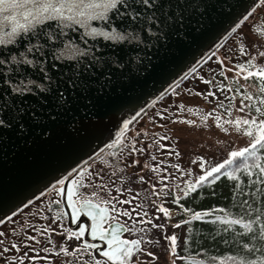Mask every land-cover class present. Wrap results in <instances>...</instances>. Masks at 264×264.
<instances>
[{
    "label": "rangeland",
    "instance_id": "obj_1",
    "mask_svg": "<svg viewBox=\"0 0 264 264\" xmlns=\"http://www.w3.org/2000/svg\"><path fill=\"white\" fill-rule=\"evenodd\" d=\"M241 46L243 52L239 50ZM249 59L254 64H264V0L194 70L139 111L141 114L134 123L120 137L111 140L117 143L100 159L68 182L74 185L72 205L67 185L62 198V184H57L2 222L0 264H95L96 261L105 264L103 251L108 247L107 237L92 233L99 228L112 235L114 224L119 225L116 235L141 242L139 247L144 251L137 250L130 256L137 264H172L173 261L179 264L176 251L174 254L169 251L171 242L166 237L175 235L177 248L185 226L177 219L175 210L168 208L171 198H166L167 192L173 186L179 188L183 182L196 180L207 167L226 159L229 151L246 147L251 141L252 136L243 132V125L237 130L235 125L225 123L237 117L264 119L255 110L263 106L258 89L250 80L255 76L246 78L233 70L236 64H245ZM215 67L223 71L225 79H233L228 80L231 86L223 93L224 98L212 90L215 81L211 74ZM197 82L201 85L196 87ZM249 95L253 98L251 102ZM83 201H91L92 207H84ZM97 204L106 209L102 216L95 207ZM73 207L78 209L75 215ZM9 220L13 221L9 223ZM42 227L43 235L38 236L37 230ZM77 230H80L78 235H67L68 231ZM32 236H36L35 241L28 239ZM59 237L62 242L57 241ZM80 241L88 244V253L69 252L66 256L58 250L61 246L70 249ZM12 243L18 247L12 248ZM49 247L56 251H47ZM10 256L16 259L10 260Z\"/></svg>",
    "mask_w": 264,
    "mask_h": 264
},
{
    "label": "snow or ice",
    "instance_id": "obj_2",
    "mask_svg": "<svg viewBox=\"0 0 264 264\" xmlns=\"http://www.w3.org/2000/svg\"><path fill=\"white\" fill-rule=\"evenodd\" d=\"M261 2L256 0V3ZM200 7V0H0V46H4L0 48V83L7 86L0 93V143L8 140L9 133L19 143L30 146L34 138L47 141L61 129L79 134L83 128L81 117L85 122L95 121L97 114L107 107L112 94L119 91L130 81L132 74L138 73L143 67L145 59L142 53L161 42L167 45L169 37L182 36L185 24L191 23V17L197 14ZM73 26H79L81 30L78 38L69 35ZM96 37L110 43L101 46L95 40ZM89 38H92L91 42ZM98 48L100 51H97ZM239 50L243 52V46ZM245 64L238 63L233 70L246 78L255 76L264 81V64H254L252 59ZM9 89L11 93L19 95L11 96ZM24 93L29 95L25 96ZM247 98L250 102L253 100L251 95ZM240 103L243 106L244 101ZM260 104L264 105V98L260 99ZM255 110L264 115L261 107H255ZM219 119L217 117V121ZM225 123L235 125L237 130L243 125V132L251 135L252 139L246 147L229 151L226 159L207 167L196 177V181H205L209 174L220 170L222 165L227 166L234 157L242 155L252 157V167L258 171L259 176H264V155L256 152V147L264 148V119L245 117L241 120L237 117ZM123 124L127 125L128 121L125 119ZM120 134L117 132V136ZM200 159L201 168H204L203 158ZM240 167L249 176L253 175L247 163ZM259 176L257 184L261 183ZM139 178L144 179L143 176ZM56 183L67 184L69 204L72 205L74 185L63 179ZM192 186L194 182L189 184V187ZM82 205L92 207L91 201H83ZM95 207L101 216L106 211L98 204ZM72 211L75 215L78 209L73 207ZM116 211L126 212L122 209ZM160 211L167 215L165 209L161 208ZM192 215L200 217L203 213L194 212ZM227 219L230 224L253 227L252 221L232 217ZM253 219L260 222L257 235L264 241V216ZM118 227L113 225L112 235L99 228L92 233H103L102 238L107 237L108 247L103 251L107 258L105 264L108 261L137 264L130 256L137 250L144 251L139 247L141 242L135 238L119 237L115 234ZM79 231H68L67 235L75 236ZM28 239L35 241L36 236ZM28 239L24 240L25 244ZM166 239L171 242L169 251L174 254L176 237L169 235ZM11 247L17 248L18 244L12 243ZM243 247L249 248L250 245L245 243ZM79 248L87 249L88 244L80 241L75 247L66 249L61 246L58 250L67 256ZM47 251L56 249L49 247ZM148 255L153 256V253L149 252ZM9 259L16 257L10 256ZM48 259L45 257V260ZM216 259L220 260L221 257ZM95 264H99V261ZM241 264L249 262L242 261ZM258 264H264V256L258 258Z\"/></svg>",
    "mask_w": 264,
    "mask_h": 264
},
{
    "label": "water",
    "instance_id": "obj_3",
    "mask_svg": "<svg viewBox=\"0 0 264 264\" xmlns=\"http://www.w3.org/2000/svg\"><path fill=\"white\" fill-rule=\"evenodd\" d=\"M257 4L256 0H200L201 7L191 17V23L185 24L183 35L169 37L167 45L161 42L142 53L145 63L140 71L134 72L130 81L112 94L95 121L85 122L81 117L83 128L79 134L61 129L47 141L34 138L30 146L19 143L9 133L8 140L0 143V223L56 181L65 178L67 182L104 155L113 144L111 140H115L117 127L128 115L142 111L180 81L214 51L246 17L248 9L252 10ZM69 35L78 38L79 26H73ZM91 40L89 38V42ZM95 40L101 46L110 43L100 37ZM28 71L31 73L30 69ZM5 88L7 86L0 83V93ZM8 91L11 96L19 95Z\"/></svg>",
    "mask_w": 264,
    "mask_h": 264
},
{
    "label": "trees",
    "instance_id": "obj_4",
    "mask_svg": "<svg viewBox=\"0 0 264 264\" xmlns=\"http://www.w3.org/2000/svg\"><path fill=\"white\" fill-rule=\"evenodd\" d=\"M223 75V71L215 67L211 77L215 81L212 90L224 98L223 93L231 86L228 80L233 79L227 80ZM250 80L258 89V99L264 98V81L256 77ZM198 85L201 84L197 82L196 87ZM215 105L220 107V104ZM256 152L264 155V148L256 147ZM244 163L249 165L252 176L240 167ZM252 164V157L237 156L227 166L223 165L220 170L209 174L205 181L183 182L179 188L173 186V190L167 192L166 198H172L169 208L175 210L177 219L185 226L176 248L177 255L181 257L179 264H241L242 261L258 264V258L264 256V241L257 235L260 222L253 219L264 216V176H259ZM257 176L260 184L256 183ZM193 182L194 186L189 187ZM194 212H202L203 215L196 217L192 215ZM217 216L223 218L215 219ZM227 217L252 221L253 227L230 224ZM42 229L37 230L38 236L43 235ZM61 239L59 237L57 241L62 242ZM245 243L250 247L244 248ZM87 249L79 248L76 253H88Z\"/></svg>",
    "mask_w": 264,
    "mask_h": 264
},
{
    "label": "bare ground",
    "instance_id": "obj_5",
    "mask_svg": "<svg viewBox=\"0 0 264 264\" xmlns=\"http://www.w3.org/2000/svg\"><path fill=\"white\" fill-rule=\"evenodd\" d=\"M138 112L136 113H132L130 115H128L126 117V120L128 121V124L127 125H124L123 122L117 127V131L115 132L114 136L115 137H120V135L123 133V131L128 128L129 126H131L133 123H134V120L136 118V116H138ZM125 120V119H124ZM123 120V121H124ZM117 132H120L121 134L119 136H117Z\"/></svg>",
    "mask_w": 264,
    "mask_h": 264
}]
</instances>
